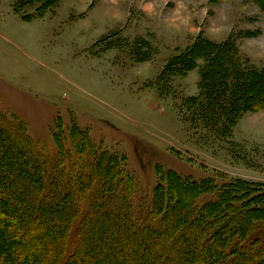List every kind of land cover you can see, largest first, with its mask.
I'll return each instance as SVG.
<instances>
[{
    "label": "rangeland",
    "instance_id": "rangeland-1",
    "mask_svg": "<svg viewBox=\"0 0 264 264\" xmlns=\"http://www.w3.org/2000/svg\"><path fill=\"white\" fill-rule=\"evenodd\" d=\"M49 1L52 9L39 14L41 0H0V124L23 126L19 133L50 159L69 147L77 156L73 138L83 133L96 155L118 159L142 218L154 191L178 189V174L187 183L180 192L207 178L264 191V109L218 135L183 108L203 92L202 59L186 75L160 80L199 39L228 43L235 59L263 70L264 0ZM78 153L76 176L86 168ZM210 200L199 193L198 204ZM249 204L264 215V197ZM47 250L29 264H48Z\"/></svg>",
    "mask_w": 264,
    "mask_h": 264
},
{
    "label": "trees",
    "instance_id": "trees-1",
    "mask_svg": "<svg viewBox=\"0 0 264 264\" xmlns=\"http://www.w3.org/2000/svg\"><path fill=\"white\" fill-rule=\"evenodd\" d=\"M41 2L39 14L52 9L49 0ZM236 50L199 39L160 77L170 82L202 59L203 92L183 108L188 103L203 128L217 129L218 135L245 114L264 109V69L235 59ZM21 128L0 124V264H29L48 248V264H264L263 210L249 204L264 191L251 192L239 181L219 188L207 178L180 192L187 183L178 174V189L154 191L142 218L135 209L137 191L121 176L114 154L96 155L89 137L73 131L77 156L69 147L50 159ZM79 149L86 168L76 176ZM199 193L213 200L198 204ZM253 239L260 255L253 252Z\"/></svg>",
    "mask_w": 264,
    "mask_h": 264
}]
</instances>
